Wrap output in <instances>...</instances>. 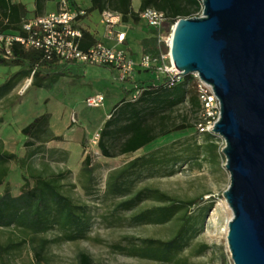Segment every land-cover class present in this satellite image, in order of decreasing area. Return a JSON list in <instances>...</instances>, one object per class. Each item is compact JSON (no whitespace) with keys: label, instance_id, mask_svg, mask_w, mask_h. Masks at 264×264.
<instances>
[{"label":"trees","instance_id":"16d2710c","mask_svg":"<svg viewBox=\"0 0 264 264\" xmlns=\"http://www.w3.org/2000/svg\"><path fill=\"white\" fill-rule=\"evenodd\" d=\"M48 1L50 0H33L35 17L43 15L45 3ZM89 2L88 8L76 9L78 12H83L77 16V23L93 11L116 12L120 15L121 22L130 21L134 25L140 22L139 14L145 8L164 12L166 23L160 29L147 27L148 34L140 40L141 55L148 54L157 58L166 51V48L163 49L162 46L164 44L159 41V36L167 34L169 27L179 19L198 16L201 12L200 0H139L137 10L132 9L131 0H89ZM27 13L26 6L20 2L11 3L10 0H0V32L5 33L6 29H16L19 34H23L21 25L24 20L22 19ZM3 20L7 21L4 25ZM76 27L80 30V36L75 40L79 49L87 50L99 43L88 28L78 24ZM57 64H59L58 60L46 59L41 50L25 49L18 42H12L9 54L0 53V65L26 66L27 70L14 74L0 86V107L13 104L5 103L7 94L20 79L26 76H31V84L36 87L50 88L60 75L52 74ZM134 90H139L138 98L133 101L126 100ZM139 103L140 107H138ZM181 104H186L194 111V122L191 124L184 119L180 123L165 126L164 121L168 117L166 112ZM114 109L115 112L110 114L98 132L96 145L103 157L132 154L160 138L182 134L188 130L194 129L197 134L194 123L197 120L200 104L191 75L182 76L179 81L170 86L166 78L142 81L139 86L128 90ZM48 118V113L40 114L21 129V134L27 138L25 147H31L35 142L43 144L48 140H62L61 136L49 133ZM201 135L205 141L204 144L193 143L192 149L186 146L183 151L186 153L191 151L190 155L174 154L167 146H160L107 172L102 193L105 197L121 198L114 205L115 212L131 210L142 201L152 199L157 203L134 214L132 216L134 223L160 225L172 220L179 212V219L183 220L176 235L169 240L144 238L138 245L134 243L127 246L114 245L113 249L119 253L155 261H170L184 249L190 237L195 234V225L199 219L193 218L195 220L190 223L192 218L188 214V209L196 205L201 197L179 200L157 187L145 186L133 193L132 189L143 173L148 172L149 175H153L156 170L167 168L166 175H169L177 163L196 160L199 155L203 157L204 146L210 150L212 157H215L217 146L211 142L215 135L211 133ZM114 145L115 152L112 151ZM33 155L32 151L26 157H19L5 150L0 139V187H3L0 191V228L13 225V228L28 237L15 243L8 242L1 247V251L15 249L27 241L35 242L33 247L35 257L38 261H43L42 254L48 244L85 239L90 227L88 223L91 224L93 217L87 205L76 204L61 190L63 186L61 181L67 178L71 173L70 170L48 171L45 163L42 164L43 168H36L30 163ZM90 161V155L85 154L80 168L86 174H84V187L95 180ZM10 163L17 166L22 179L20 192L16 196L11 195L6 181L10 173ZM210 207L211 204L200 215L201 221ZM84 224L86 225L83 226ZM54 228L60 229L62 234L52 239L41 236L42 233ZM206 249L207 246L201 244L197 253ZM80 259L82 264L90 262L86 254H81Z\"/></svg>","mask_w":264,"mask_h":264},{"label":"rangeland","instance_id":"374dc122","mask_svg":"<svg viewBox=\"0 0 264 264\" xmlns=\"http://www.w3.org/2000/svg\"><path fill=\"white\" fill-rule=\"evenodd\" d=\"M20 1L28 8L29 16H31L33 0ZM67 1L71 4V0ZM76 1L78 2L76 5L81 9L89 4V0ZM59 2L60 0L46 2L43 13L55 11ZM138 3L139 0H131L133 10H137ZM81 23L94 35L98 32L99 36L103 37L106 28L102 22L101 13L93 11ZM127 24L131 25L130 28L133 29H128ZM118 25L117 28L127 30L129 48L139 52V41L148 34L145 23L140 20L137 25L130 21L126 24L120 22ZM162 46L163 49L166 48L164 45ZM16 69L15 66L0 65V85L15 73ZM64 73H67L68 76L60 78L51 90L30 87L22 96L17 95L15 105L1 108L0 137L4 140V148L19 157H26L33 151L34 155L31 157L30 163L36 168H43L42 164L45 163L48 171L70 170L71 173L67 178L61 181L63 183L61 190L76 204H85L89 207L93 218L91 224L88 223L90 227L86 233L87 237L74 241L50 243L42 254L44 260L38 261L33 249L35 242L27 241L15 249L1 251V247L8 242L15 243L22 238H28L13 228V225L8 228L1 227L0 264H82L81 254H86L89 257V264H225L228 249L226 243L227 222L231 217V212L222 196L229 183V176L224 168V157L221 153L223 140L218 136L211 140L217 146L215 157H212L210 150L204 146L203 157L199 155L196 160L177 163L169 175H166L167 168L156 170L153 175H149L148 172L143 173L136 180L132 189L133 193L145 186L157 187L179 200L201 197L196 205L188 209V214L192 218L190 223L195 220L193 218L199 219L195 225V234L190 237L184 249L170 261L142 259L119 253L113 249L114 245L127 246L130 243L138 245L144 238L171 239L176 235L183 220L179 219V212L172 220L160 225L134 223L132 221L134 214L157 203L152 199L142 201L131 210L115 212L114 205L121 198L105 197L102 193L107 172L160 146H167L174 154L182 153L187 156L191 151L183 152L186 146H190L192 149L193 143L204 144L205 141L202 139V135H197L193 129L182 134H172L160 138L141 151L126 157H103L96 143L93 142V137L98 132L91 133L92 128L89 127L87 121H84L85 124L84 122L81 124L79 122L81 117L74 116L77 112L75 110H99L101 115L105 116V112H108L120 99V87L123 83L114 79L110 71L103 66L85 65L80 69L77 77L72 76L71 72ZM124 84L125 88L129 90L134 87L130 82ZM28 85L29 81L17 90L23 91V88ZM97 95H103V106L99 109L87 107L86 99ZM43 113L51 114L50 129L54 135L62 136L64 140L49 143L42 146L41 149L31 150V148L24 147L20 128ZM166 114L168 117L165 119L164 125L167 127L180 123L184 119L191 124L194 122V111L186 104H181ZM72 117L74 118L72 119ZM81 126L84 131L88 132L84 145H80L77 141L82 131L79 129ZM115 150L116 146L112 147V151L115 152ZM85 154L90 155V164L95 179L87 184V188L83 186L85 172L80 169ZM9 168L10 173L6 181L11 195L16 196L19 194L22 184L21 174L14 163H10ZM2 188L1 186L0 191ZM210 204L211 207L201 221L200 215ZM61 234L60 229L54 228L42 233L41 236L52 239ZM201 244L206 245L207 249L197 253Z\"/></svg>","mask_w":264,"mask_h":264},{"label":"water","instance_id":"95a60500","mask_svg":"<svg viewBox=\"0 0 264 264\" xmlns=\"http://www.w3.org/2000/svg\"><path fill=\"white\" fill-rule=\"evenodd\" d=\"M179 19L170 58L181 75L212 87L220 114L212 133L229 183L226 243L233 264H264V0H200ZM177 74V75H179Z\"/></svg>","mask_w":264,"mask_h":264},{"label":"built area","instance_id":"2783aa9c","mask_svg":"<svg viewBox=\"0 0 264 264\" xmlns=\"http://www.w3.org/2000/svg\"><path fill=\"white\" fill-rule=\"evenodd\" d=\"M82 13L75 10L67 0H60L55 11L24 20L21 25L23 34L0 32V53L9 54L12 42H18L25 49L41 50L46 59L55 58L66 64L110 67L117 72V80L121 82L129 80L137 67L151 70L158 79L166 78L169 86L182 78L183 75L173 66L169 53L171 34L176 22L169 27L168 34L159 36V41L164 44L167 51L161 53L159 58L145 54L138 60H133L123 48L108 47L100 42L87 50L79 49L75 41L80 36V30L76 27L78 24L76 18ZM139 16L149 28L160 29L166 23L165 13L154 8H145ZM101 19L107 33L114 35L117 43L121 44L125 39V32L114 30L121 22L120 15L104 10ZM190 75L193 77L200 104L197 120L194 123L195 129L198 135L213 134V127L220 114L219 101L212 87L201 80L197 73ZM103 102V95H97L87 98L85 104L90 108H100ZM97 140L98 134L93 137V142L96 143ZM225 264H233L228 249Z\"/></svg>","mask_w":264,"mask_h":264},{"label":"crops","instance_id":"0c3cea01","mask_svg":"<svg viewBox=\"0 0 264 264\" xmlns=\"http://www.w3.org/2000/svg\"><path fill=\"white\" fill-rule=\"evenodd\" d=\"M11 1V3H17V2H20V3H22L20 0H10ZM76 3H78L76 0L75 1H73V0H71V6L76 10V9H79V10H84V9H86V8H88L89 6H90V2H89V4L84 8L83 7V9H81L80 7H78L77 5H76ZM22 4H24V3H22ZM25 5V4H24ZM138 5H139V3H138ZM138 5H137V7H138ZM27 10H28V8H27ZM33 10H34V5H32V8H31V16H29L30 14L29 13H27L26 14V16H25V18H23L22 19V21L23 20H25V19H31V18H34L35 16L33 15ZM53 11V10H52ZM52 11H46V12H44L43 14H45V13H48V12H52ZM83 21V20H82ZM82 21H80V22H78V25L79 26H81V27H83L82 26ZM7 21L6 20H3V25L6 23ZM126 24V23H125ZM119 25H117V26H115V28H114V30L115 31H122V32H125V39L123 40V42L121 43V44H118L117 43V41H116V39H115V37H114V35H109L108 33H107V31L105 30V32L103 33V37L101 38L100 36H99V34H98V32L97 33H95V35H94V37L97 39V41H99L100 43H102L103 45H105V46H108V47H120V48H122V47H124L123 49L127 52V54L130 56V58H132L133 60H138V58L141 56V52H140V49H139V52H137V51H132L130 48H129V37H128V33H127V30L125 29V30H122V29H119V28H117ZM130 26L131 25H129V24H127V28L128 29H133V28H130ZM4 32L5 33H11V34H17L18 33V31H16V29H6V30H4ZM91 32V31H90ZM145 37V36H144ZM144 37H142V38H144ZM141 38V39H142ZM140 39V40H141ZM139 48H140V41H139ZM1 66H5V65H1ZM85 65H79V64H75V63H72V64H70V63H62V62H59V64H57V66L53 69V72H52V74H60V75H58V77H57V79L51 84V86H50V88H48V89H46V88H40V87H37V88H40V89H45V90H51L52 89V87H53V85L54 84H56L57 82H58V80L60 79V78H62V77H65V76H68V74L67 73H64V72H71L72 73V76H79V72H80V69H82V67H84ZM17 69H16V72L15 73H13L12 75H10L6 80H8V79H10L14 74H16V73H18V72H21V71H26L27 70V67L26 66H23V67H20V66H15ZM105 67V66H104ZM106 69H108L109 71H110V73H111V75L114 77V79H116L117 80V72L114 70V69H112V68H110V67H105ZM44 73V72H43ZM112 77V78H113ZM16 80L18 79V76L15 78ZM5 80V81H6ZM149 80H158V78H157V76L155 75V73H153L151 70H145V69H142V68H136L134 71H133V74H132V76H131V78L129 79V80H127V81H124V82H121V81H119V80H117V81H119V82H121V83H123V84H121V87H120V89H121V97H120V99H118V101L115 103V105L118 103V102H120L121 100H122V98H123V96H125V94H126V92L129 90V89H127V88H125V84L124 83H126V82H130V83H132L133 85H134V87L135 86H139L140 84H141V82L142 81H149ZM27 81H29V85L28 86H26V87H24L23 88V91H18L17 89L18 88H22V86L25 84V82H27ZM1 85H3V84H1ZM0 85V86H1ZM34 85L33 84H31V76H26V77H24V78H22V79H20L16 84H15V86L9 91V93L7 94V99H6V102L5 103H13L11 106H13V105H15V102H17L16 101V98L18 97L17 95L19 94L20 96H22L24 93H25V91L27 90V89H29L30 87H33ZM34 87H36V86H34ZM133 87V88H134ZM133 96H136V97H134L133 98ZM138 96H139V90H134L127 98H126V100H131V101H133V100H136L137 98H138ZM19 99H20V97H19ZM48 100V99H47ZM115 105H113L112 106V108L108 111V112H105V116H102L101 114V112H99V110H93V111H91V110H88V109H83V110H75V117L77 118V115L79 116V122L81 123V122H84V121H87L88 123H89V127L90 128H92V131H91V133H94V132H99L100 130H101V128L103 127V124H104V122L110 117V114H112V113H114L115 112ZM141 106V104L139 103L138 104V107H140ZM7 107H10L9 105H7V106H5V107H3V109L4 108H7ZM2 107H0V109H1ZM95 109V108H94ZM99 109V108H98ZM119 110V109H118ZM117 110V111H118ZM49 114V118H48V125H47V129H48V131H49V133L50 134H52V135H54L53 133H52V131H51V129H50V120H51V114L50 113H48ZM37 117V116H36ZM74 117H72V119H73ZM76 121H77V119H76ZM1 122H2V120H1V118H0V124H1ZM81 124H83V123H81ZM84 124H85V122H84ZM26 126V125H25ZM24 127V126H23ZM23 127H21L20 128V134H21V129L23 128ZM86 127H88V126H86ZM71 128V127H70ZM79 129H82V131H81V133H80V138L77 140L79 143H80V145H84V140L87 138L86 137V133L88 134V132H86V131H84V128L81 126V128H79ZM22 135V134H21ZM54 136H59V135H54ZM62 137V136H61ZM0 139L2 140V143H3V146H4V140L0 137ZM64 140V138L62 137V140L61 141H63ZM27 141V138L23 135V146H24V143ZM61 141H54V140H48V141H46V142H44L43 144H41V142H35V144L33 145V146H31V147H26V148H31V150H34V149H41V147L42 146H45V145H48L49 143H53V142H61ZM25 147V146H24ZM5 149V148H4ZM142 149H144V148H141V149H139V150H137L136 152H139V151H141ZM6 150V149H5ZM135 152V153H136ZM132 154H134V153H132ZM128 155H131V154H122V155H115V156H113V158H118V157H126V156H128ZM139 156V155H138ZM137 157V156H136ZM133 159V158H132ZM131 160V159H130ZM129 161V160H128ZM127 162V161H126ZM125 162V163H126ZM123 165V164H122Z\"/></svg>","mask_w":264,"mask_h":264}]
</instances>
